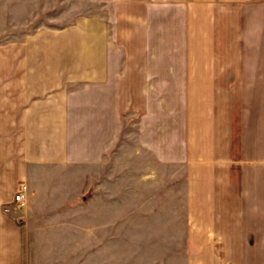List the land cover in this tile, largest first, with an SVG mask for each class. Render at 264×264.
I'll list each match as a JSON object with an SVG mask.
<instances>
[{"label": "crops", "instance_id": "obj_1", "mask_svg": "<svg viewBox=\"0 0 264 264\" xmlns=\"http://www.w3.org/2000/svg\"><path fill=\"white\" fill-rule=\"evenodd\" d=\"M79 3L0 65V264H264V0Z\"/></svg>", "mask_w": 264, "mask_h": 264}, {"label": "rangeland", "instance_id": "obj_2", "mask_svg": "<svg viewBox=\"0 0 264 264\" xmlns=\"http://www.w3.org/2000/svg\"><path fill=\"white\" fill-rule=\"evenodd\" d=\"M85 12V5L80 4L79 0H0V54L7 56L5 60L0 58V65H15V53L25 50L23 41L27 37L45 34L48 29L66 28ZM125 145L126 150L120 154V161L129 158L134 168H140L141 155L130 156L134 143L131 140Z\"/></svg>", "mask_w": 264, "mask_h": 264}, {"label": "built area", "instance_id": "obj_3", "mask_svg": "<svg viewBox=\"0 0 264 264\" xmlns=\"http://www.w3.org/2000/svg\"><path fill=\"white\" fill-rule=\"evenodd\" d=\"M27 190H28L27 185L24 182L18 184V187L16 188V192L13 196V201H12L13 206L17 208H22L25 206Z\"/></svg>", "mask_w": 264, "mask_h": 264}]
</instances>
